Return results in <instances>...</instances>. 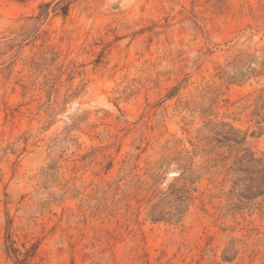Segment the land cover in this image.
<instances>
[{
  "label": "rangeland",
  "instance_id": "374dc122",
  "mask_svg": "<svg viewBox=\"0 0 264 264\" xmlns=\"http://www.w3.org/2000/svg\"><path fill=\"white\" fill-rule=\"evenodd\" d=\"M262 104L264 0H0V264H264Z\"/></svg>",
  "mask_w": 264,
  "mask_h": 264
},
{
  "label": "trees",
  "instance_id": "16d2710c",
  "mask_svg": "<svg viewBox=\"0 0 264 264\" xmlns=\"http://www.w3.org/2000/svg\"><path fill=\"white\" fill-rule=\"evenodd\" d=\"M66 10H65V12H63L64 15L66 14ZM253 115L259 118L258 123H264V104H262L259 108H256V111L253 113ZM217 134L221 135V137H222L221 139L216 138V141L218 143H220L219 147H222L224 145H228L231 148L233 146L241 147L242 145H244V139H236V138H232V137L227 136V135H222V132L217 133ZM232 142L234 143L233 145H231ZM244 157L247 159V162L250 164H255V165L259 164L258 160H255L252 157V155L251 156L250 155L249 156L244 155ZM184 169H185L184 172L186 170H188V168H184ZM183 173L181 174V176L183 175ZM252 181H257L260 184H264V178H262V177L257 178L255 180L252 179ZM258 195H260V194H258V193L252 194L251 197H249L248 199H253V198L257 197ZM6 252L8 254L13 253L14 255H16L18 264H27V260L29 258L28 253H26L24 255L23 259H18L19 254L17 253V250H15L13 248V241L10 237V234H7V237H6Z\"/></svg>",
  "mask_w": 264,
  "mask_h": 264
}]
</instances>
